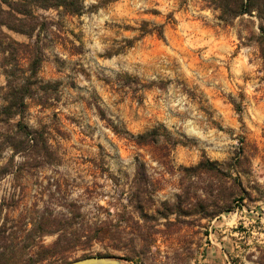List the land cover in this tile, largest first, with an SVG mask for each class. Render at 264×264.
Listing matches in <instances>:
<instances>
[{
	"label": "rangeland",
	"instance_id": "rangeland-1",
	"mask_svg": "<svg viewBox=\"0 0 264 264\" xmlns=\"http://www.w3.org/2000/svg\"><path fill=\"white\" fill-rule=\"evenodd\" d=\"M85 6L82 16L65 17L60 31L44 41L47 58L39 77L61 81L59 101L44 110L31 105L26 114L30 127H47L60 163L5 175L0 223L22 214L26 229L13 231L34 233L32 222L51 195L55 214L77 200L87 218H109L135 191L138 162L146 164V176L156 186V192L149 188L152 199L175 202L183 194L180 168L206 157L240 180L236 197L242 199L198 227L156 236L143 264H259L264 252V59L257 19L245 15L225 24L207 0H85ZM36 13L57 20L52 10ZM6 32L18 42L36 41ZM125 40L134 42L119 51ZM4 84L0 68V88ZM97 107L118 134L100 119ZM153 128L165 131L175 145L162 138L137 147L128 139ZM166 146L170 152L163 158ZM9 155L7 150L3 162ZM223 181L229 187L231 179ZM183 184L192 186L189 201L195 203L196 192L201 203L211 188L218 189L220 178L201 174ZM106 252L122 255L102 245L90 250L92 256Z\"/></svg>",
	"mask_w": 264,
	"mask_h": 264
},
{
	"label": "trees",
	"instance_id": "trees-1",
	"mask_svg": "<svg viewBox=\"0 0 264 264\" xmlns=\"http://www.w3.org/2000/svg\"><path fill=\"white\" fill-rule=\"evenodd\" d=\"M207 2L209 8L217 12L216 18L225 24H232L245 15L255 17L258 22L259 52L264 59V0ZM39 10L54 11L57 20L42 18L36 13ZM85 12V0H0V68L5 78V84L0 88V180L13 170L21 172L24 168L59 165L60 158L50 143L47 127L41 123L36 129L30 127L26 114L31 105L44 110L52 108L59 101L61 81H44L39 77L47 58L44 41L48 35L53 36L60 31L65 17H80ZM6 31L25 35L30 40L35 38L36 41L18 42ZM140 31L147 33V30ZM158 35L162 36L161 30ZM125 42V47L119 51L131 47L134 41ZM96 109L100 119L118 134L105 112L99 107ZM162 138L171 146L175 145L168 134L160 132L159 128L136 137L129 136L128 139L137 147H146ZM164 148L163 158H166L170 148ZM7 150L10 155L3 162ZM17 158L20 160L17 161ZM180 171L183 194L177 195L175 202H156L152 199L149 188L156 192V186L146 176V164L138 162L135 191L127 194L126 205L119 204L117 213L109 218H87L77 200L63 204L64 211L55 214L52 195L43 202V210L32 222L34 233L13 231L26 229L28 221L22 214L14 219L4 218L0 223V264H67L77 252L83 253L81 258L92 256L90 250L95 245L121 252L122 255L116 257L122 261L143 264L156 236L168 237L193 225L198 227L202 219L216 218L229 212L242 199V196L236 197L242 191L240 180L230 178L229 168L216 161L203 157L196 165L181 167ZM201 174L219 177L220 184L214 191L211 188L210 197L201 203H198L195 192V203L192 204L189 201L192 186H184L183 183L185 179L198 178ZM227 176L231 179L229 187L223 181ZM98 208L103 209L102 206ZM160 219L164 220L163 224H160ZM46 238H51V241L47 243ZM96 255L115 256L109 252ZM258 263L264 264V252L259 255Z\"/></svg>",
	"mask_w": 264,
	"mask_h": 264
},
{
	"label": "water",
	"instance_id": "water-1",
	"mask_svg": "<svg viewBox=\"0 0 264 264\" xmlns=\"http://www.w3.org/2000/svg\"><path fill=\"white\" fill-rule=\"evenodd\" d=\"M67 264H125L116 256H89L70 261Z\"/></svg>",
	"mask_w": 264,
	"mask_h": 264
}]
</instances>
